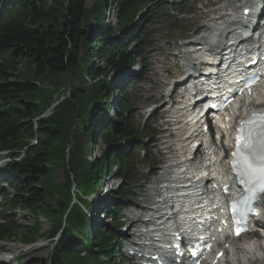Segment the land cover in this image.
<instances>
[{
  "label": "trees",
  "instance_id": "trees-1",
  "mask_svg": "<svg viewBox=\"0 0 264 264\" xmlns=\"http://www.w3.org/2000/svg\"><path fill=\"white\" fill-rule=\"evenodd\" d=\"M109 1L112 7L107 10L114 6L116 14L113 30H105L101 23L99 10L105 7L102 0H95L93 8L87 7L86 0H0V150L13 155L24 150L22 159L9 164L8 170L24 183L14 184L15 196L8 204L33 217L49 218L52 226L45 238L52 241L58 236L50 243L48 256L30 264H118L110 246L113 232L90 230L86 234L81 205L101 211L110 220L108 228L120 224L115 205L89 203L83 196L96 192L103 173L110 179H121L118 197L133 195L127 185L135 172L131 154L113 149L91 165L75 137L71 147L74 153L66 162L62 158L68 144L66 131L68 125L74 126V131L78 129L81 136L99 130L98 138L105 145L120 140L141 143V132L127 115L131 104L126 92L120 91V107L114 116L103 114L104 101L111 99L116 90L106 79V71L126 69L134 63L145 43L140 36L145 35L144 25L159 12L164 0ZM91 27L97 35L88 31ZM131 43L132 49L128 50ZM84 52L89 57L83 56ZM93 58L103 59L104 66L92 65ZM77 79L83 83H77ZM61 96L51 114L33 123ZM32 139L37 142L29 146ZM52 161L58 165L54 168L66 172V182L56 190L49 184ZM69 177L74 178L80 196L73 195ZM53 193L58 195L55 204L51 203ZM90 223L93 227L92 220ZM38 230L36 226L28 232L11 221L0 226V241L21 234L22 242H33ZM101 253L105 260L100 258Z\"/></svg>",
  "mask_w": 264,
  "mask_h": 264
},
{
  "label": "rangeland",
  "instance_id": "rangeland-1",
  "mask_svg": "<svg viewBox=\"0 0 264 264\" xmlns=\"http://www.w3.org/2000/svg\"><path fill=\"white\" fill-rule=\"evenodd\" d=\"M105 4L104 8L112 7L109 0H102ZM229 2V1H227ZM234 1H230L229 3H232ZM226 2H224L221 5H224ZM215 0H175L171 2L168 0L167 2L163 3L162 10L160 14L154 15V18L147 23L146 28V38L148 40V44L146 45L145 50L143 51L142 57L144 58V61H146V67H151L154 65V63L158 60H163L168 52H173L174 46L178 44L177 40L181 39L182 37H191L197 33H199V27L206 23L207 20L205 19V16L207 17V14L209 12L207 8L208 5H214ZM86 5L88 8H93L95 6V0H86ZM103 7H100L99 14L102 15V20L105 22V28H116V14L114 12V6L112 10H106ZM105 10V11H104ZM94 15H91L90 20L92 23H94L95 18ZM215 15H212V17ZM209 17V16H208ZM210 18V17H209ZM207 18V19H209ZM206 20V21H205ZM104 28V29H105ZM181 43V42H180ZM130 49V47L128 46ZM83 56H86V53H83ZM87 59V58H86ZM87 62V61H86ZM88 63V62H87ZM90 63L96 67L102 68L104 66V60L93 58L91 59ZM89 63V64H90ZM134 68H137L140 65V59L134 60ZM157 63V62H156ZM171 68L174 66L170 61L163 62L160 65H162V71L163 66L170 65ZM22 66V65H21ZM20 66V69H22ZM154 72L158 70V67L153 69ZM129 71V70H126ZM124 71V72H126ZM106 79L110 81H114V70L108 69L106 71ZM121 73V72H120ZM161 73V72H160ZM120 75V74H119ZM116 76V75H115ZM121 76V75H120ZM151 71L146 70L135 80H139L138 82L131 84L130 82L127 84L128 88L130 89V94L132 97V101H134L135 108L131 111V117L134 122V126L140 127L143 126L144 120L147 115H149V112L147 111L150 108V105L152 102L155 101L157 97L160 96V88H157V91L153 92V89H151L153 85V78ZM125 78V81H128ZM55 81H58L59 78H53ZM67 79H63L65 81ZM62 82V80H59ZM76 81V80H75ZM120 81V80H119ZM118 81V82H119ZM77 83H83L81 80L77 79ZM88 84V83H87ZM126 86V87H127ZM154 86L156 87V84L154 83ZM48 89H50V86H47ZM52 88V87H51ZM66 88V86H65ZM107 88H109L107 86ZM63 92V90H62ZM153 93L154 97H151V94ZM59 94V93H58ZM59 96V95H58ZM117 95L113 99H107L104 101L105 107L102 108L103 114L107 115L108 117H112L115 115L117 104H118V98H116ZM63 99V96L59 98V100L55 101L53 104L49 106V108L40 116L36 117L33 120V123H35L36 120L40 118H45L47 115L52 113V110L54 109V106ZM100 100H98L99 102ZM152 117V116H151ZM154 118V117H152ZM144 127H147L150 129L153 127L151 123L144 124ZM78 129H75L74 126H67V131L69 133L68 135V144L64 148L63 151V157L64 160L67 162V160H70L72 157V154L74 153V150L72 147V143L75 137L78 138L79 146L82 149V153L85 154V158L89 160L90 164H94L97 162H100L99 159H101L104 154L109 151V149L99 140L97 137L96 132L90 133V136H81L80 133H77ZM35 140L30 141V143L34 144ZM35 145V144H34ZM33 145V146H34ZM136 154L140 152L139 149H135ZM154 153L152 156H149V161L146 163L141 158L137 159V164L135 166L136 168V178L143 179L147 182V184L144 186V189L142 191H145V194H142L145 196L148 195V193H151L153 191V181L155 177H148V174L153 172L155 173L157 169L158 160L156 161L154 157ZM56 162H51L50 167V185L51 188L56 190L58 187H61L66 182V172H64L61 168H54L58 165H56ZM150 166V168H148ZM104 167L103 169H105ZM68 173V172H67ZM156 174V173H155ZM72 177V175H71ZM70 184H71V190L73 195L80 196V191H78V188L75 186L74 178H70ZM101 183L100 186L97 187L96 193L97 195L93 196L91 200L95 198H100L102 201L107 202L109 201H119L122 202V200H116V188L119 186V179L114 178L110 179L108 178L105 173L101 176ZM149 180V181H148ZM21 181V180H20ZM136 182L132 181L131 186H134ZM149 190V191H148ZM103 191H110L108 192L105 197L101 198ZM138 191V190H137ZM13 193L12 190L7 189V194ZM100 195V197H99ZM9 197V196H8ZM85 197V195H84ZM58 199V195L53 193V199L51 200L52 204H55V200ZM75 196H72V200L76 202ZM142 199V196L135 201H126L125 203L128 204L126 214L131 215V213L136 212L137 209L134 207L140 206L145 207L148 206L146 203H141L140 200ZM124 201V200H123ZM135 202V203H134ZM89 214V213H88ZM87 214V217H88ZM0 216L2 218L12 221L15 224H20L21 226H24V229L28 232H32L35 230V227H39V230L36 232V237L34 238L35 242L29 244L30 242L23 243L22 242V235L17 234L10 240L0 241V247H2V250H0V259H4L5 257H9L10 264H16L15 258L18 256H21V258H17V261L19 262L17 264H20L21 261H28L31 259H43L46 258L49 254V252L52 249L51 242H56L58 239V236L54 237L51 242H49V239H42L46 237L48 230L52 226L51 220L49 218H45L42 215L41 216H31L27 212L20 211L19 209H14L10 213L4 214L0 210ZM98 220L103 226H106L107 221L103 218L101 212L99 211V214L94 216V221ZM87 218L85 219V221ZM89 220V218H88ZM91 220V219H90ZM89 220V221H90ZM89 221L87 224H85L87 231L90 230V223ZM93 221V220H92ZM106 226L105 228H107ZM110 228V226H109ZM107 228V229H109ZM112 229V228H111ZM110 229V230H111ZM264 243V241H263ZM115 244V243H114ZM114 244L112 246H114ZM264 245V244H263ZM27 252V254H26ZM102 257V255H100ZM0 260V261H1ZM120 264H131L128 260L124 258H120L118 260Z\"/></svg>",
  "mask_w": 264,
  "mask_h": 264
},
{
  "label": "snow or ice",
  "instance_id": "snow-or-ice-1",
  "mask_svg": "<svg viewBox=\"0 0 264 264\" xmlns=\"http://www.w3.org/2000/svg\"><path fill=\"white\" fill-rule=\"evenodd\" d=\"M256 114L254 113L253 116ZM242 134L238 131L237 140L241 141ZM245 151L242 154L238 147L233 152V171L238 181L244 186L245 194L240 200L250 204L257 199L264 200V140L261 141L259 151L254 147L252 133L243 138ZM235 204V202H234ZM237 229V234L239 233Z\"/></svg>",
  "mask_w": 264,
  "mask_h": 264
},
{
  "label": "bare ground",
  "instance_id": "bare-ground-1",
  "mask_svg": "<svg viewBox=\"0 0 264 264\" xmlns=\"http://www.w3.org/2000/svg\"><path fill=\"white\" fill-rule=\"evenodd\" d=\"M251 0H243V3L244 4H247L249 3ZM233 7L235 8V11L237 10V8H239L240 6L239 5H233ZM217 18H212L209 20V22L211 23L212 21H216ZM227 23H231V18H229V20H227V22H217L215 23V26H213L212 28L214 30H218L220 29V26L222 24H227ZM216 41V35H212L208 42L210 44H213L214 42ZM202 50V51H201ZM206 52L207 50H203V46L200 47L199 51L197 52H194L193 53V56L191 57V60H190V63L191 65H196L197 62H199V60H203L204 56L206 55ZM162 67V65H160ZM172 71V68H171V64L170 65H165L163 66V72H170ZM128 72V71H127ZM156 72L157 75H156V78L154 79V83L156 84V87H159L160 86V82H163L159 77L160 76H163V73H160L159 70H157ZM125 72L123 73H120V75H125L124 74ZM160 88V87H159ZM157 91V90H156ZM180 139H175V140H172L173 142V146H176L177 144L180 145ZM166 142V141H164ZM171 161H169V163L164 167V169L168 166V165H171L172 162L177 164V163H180L181 161H179L177 158L176 155H171V157L169 158ZM165 172V170L163 171ZM169 187H178L179 185L178 184H175V183H171L170 185H168ZM174 198L172 194H168V197L167 195L164 194V199L166 198ZM177 198H174V201L177 202ZM169 201V199L167 200ZM167 213H164L161 217H163L164 215H166ZM170 221L167 220L164 222L163 226L160 227L161 230H166V228L172 226L173 224L169 225ZM160 225V224H158ZM181 228V227H180ZM166 235L168 234V232H166ZM246 245V246H245ZM245 245H242L241 248H237V249H231L230 252L228 251L227 252V255L228 258L225 259L226 260V264H264V248L261 246V244H256L255 242L254 243H247ZM0 250H2V247H0ZM5 259H7L8 261H10L9 257H5ZM222 264V263H221Z\"/></svg>",
  "mask_w": 264,
  "mask_h": 264
}]
</instances>
